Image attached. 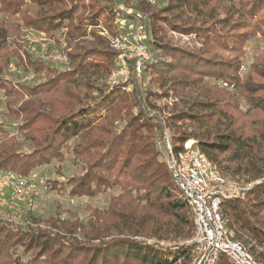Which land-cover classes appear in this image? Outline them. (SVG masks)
<instances>
[{"label": "trees", "instance_id": "obj_1", "mask_svg": "<svg viewBox=\"0 0 264 264\" xmlns=\"http://www.w3.org/2000/svg\"><path fill=\"white\" fill-rule=\"evenodd\" d=\"M117 1L91 0L86 5L85 0H0V92L10 98L5 116L20 121L18 133L33 146L31 152H22L20 138L0 121V171L28 177L53 160L64 162L70 152L86 167L82 174L55 181L56 186L49 182L52 189L76 198L118 190L106 209L93 212L96 221L90 228L67 220L61 225L53 223L59 232L49 234L13 222L0 223V264L188 263L192 246L164 247L140 239L190 238L195 229L189 203L177 194L157 148L165 127L149 112L151 97L166 98L170 92L184 98L196 93L201 99L194 105L203 111L168 118L167 126L175 130L171 138L176 149L195 138L198 148L222 174L237 180L247 175L248 181L260 180L244 196L225 200L222 215L232 238L250 246L251 253L264 262V53L245 76L241 60L249 39L258 34L264 39V0L169 1L165 11L189 12L201 17L199 24L178 25L156 13L148 16L147 28L154 37L149 44L157 45L168 58L144 69V76L151 75L153 84L161 89L168 86L159 95L137 85L134 76L111 90L89 81L92 76L100 79L110 74L117 52L96 30L89 33L88 27L97 25L108 8L114 15L108 11L104 21L115 33L112 23L119 12ZM130 1L119 0L136 11H123L128 18H136L138 12L148 14L146 5H153L149 0ZM99 2L106 5L98 7ZM88 6L87 16L80 13ZM164 24L197 35L203 39V48L191 51L163 41ZM23 26L45 32L67 28L70 37L90 35L103 47L78 44L70 53L69 69L29 58L26 66L45 74L44 80L14 86L3 74L12 59L22 58L17 42L9 38ZM128 85H132L130 92L123 88ZM83 88L99 94L89 95L88 103ZM242 99L249 107L246 111ZM253 114L262 119L261 125L251 126ZM185 119H192L204 131L182 130L177 122ZM117 120L126 124L120 131H116ZM57 172L61 173L60 165ZM218 264L234 263L222 255Z\"/></svg>", "mask_w": 264, "mask_h": 264}, {"label": "rangeland", "instance_id": "obj_2", "mask_svg": "<svg viewBox=\"0 0 264 264\" xmlns=\"http://www.w3.org/2000/svg\"><path fill=\"white\" fill-rule=\"evenodd\" d=\"M170 0H156L153 5L147 4L148 10L146 11L148 14H142L140 12L136 13V18H128L123 13V11L127 14L135 13L136 11L132 8L126 7L122 3L117 1L119 12L114 17L113 28L117 31H124L129 29L133 26L136 20L139 17H146L151 16L153 14H158V16L166 17L169 20H174V22L178 25H189L191 23L199 24L201 22V17H196L189 12H182L181 9L176 10V12L169 13L165 11ZM91 0H85L86 5H89ZM136 1L132 0L130 3L134 4ZM105 2H99L98 7L105 6ZM232 5V3H230ZM106 11L104 15L99 19V23L97 25H89L88 32L90 33L93 30H96L100 36L106 39L100 31L104 28L108 29L105 24L104 18L107 16V12L111 11L108 8H105ZM34 11V10H32ZM90 8L83 7L81 8L80 13L84 12L85 16L90 13ZM114 12H110V15H114ZM181 15L180 17L175 18V15ZM221 17H225L224 13H221ZM3 18L0 16V21ZM11 23V22H10ZM165 34L163 35V41L173 44L178 47L187 48L191 51H199L203 48V39H200L195 34H184L179 31L172 30L168 25L164 24ZM148 30V28H147ZM41 32V30H37L35 28H27L22 27V29L17 32L16 34L10 36L9 41H14L16 43V47L20 49V56L22 58H14L12 59L11 63L8 65L7 68L4 70V77L7 78L14 86L18 85H35L42 82L45 78V74H38L33 70L32 67L27 64V59L29 58L40 61L36 54L30 53L28 50V43H27V36L29 34H36ZM48 36L55 37L57 40L61 41L65 39L68 47L71 48L70 53L74 52L75 47L80 44L85 47H103V45L99 46L97 39L93 38V36H86L84 38H72L68 34V29L64 28L61 31L56 32H46ZM154 37L151 36L150 31L147 32V41L148 43L152 42ZM159 42V41H158ZM65 43H61L63 45ZM98 45V46H97ZM150 45V44H149ZM151 47V46H150ZM155 50H158L157 58L154 61L156 62H167L168 58L164 54V52L156 45L152 47ZM243 55H242V64L244 65L242 75L245 76L252 68L253 64L256 63L258 58L264 53V39L263 37L258 34L257 36L249 39L244 47H243ZM71 62V61H70ZM29 63V62H28ZM45 64V63H43ZM46 66H50L45 64ZM70 65V64H69ZM58 66L59 69H69L70 66ZM55 67V66H54ZM146 74V72L144 73ZM142 75L141 78H137L139 80L142 88L145 90L146 88H150L153 90L154 93L160 94L168 89L164 87L161 89L156 84H153L151 81V75L147 74V76ZM134 76V75H133ZM132 76V77H133ZM135 77V76H134ZM109 75L103 78H95L92 76L90 78V82L97 86H103L106 90H111L112 87L108 84ZM89 79V77H88ZM222 85V84H221ZM93 91L89 92V89L86 90L83 88V93H87V102L89 103L91 99H89V95L98 96V91L92 89ZM193 97H181L175 95V92H170L169 97H157L153 96L150 98V111H154L159 119L162 121L165 119V124H168V118L171 115H176L178 113H194V114H202V109L199 110L198 107H195L194 103L198 105V102L201 98L194 93ZM10 100L3 92H0V121L5 125V128L12 133V135H16L20 138L22 143L21 151L24 153L31 152L33 150V146L30 144L28 140H25L17 130V124L20 122L16 119H9L5 116V113L8 112L7 102ZM241 104L243 106V110L246 111L249 109L246 102L242 99ZM197 108V109H196ZM197 111V112H196ZM151 113V112H150ZM251 126H259L262 124L261 120H259L257 114H253L251 116ZM126 125L125 122L117 120L116 121V131H120L123 126ZM177 126L182 127V130L187 132H200L204 131V128H200L198 124L192 121V119H185L182 121L177 122ZM167 130L171 137L174 136L175 130L172 127L166 126ZM217 131V129H215ZM159 136V134H158ZM77 141L76 139L73 142ZM188 141H193L196 147L198 140L195 138H191ZM67 157L66 160L62 163L58 162L57 160H53L49 165L41 166L36 168L29 178L30 184V197L26 201H22L20 199L14 198L12 194L8 193L7 188H5L2 193L4 197H1L5 201V206L3 208L5 218H0V223L5 222H13L16 225L22 226L23 229H32V230H43L47 233L51 234L58 233L59 229L54 228L52 226L53 223H57L61 225L62 223L68 222H78L83 223V225L87 228L91 227V222L96 221L92 216L93 212L98 210H104L108 207L110 203V199L113 195L118 193V190L108 191L103 194H99L95 197H71L69 195H64L59 193L57 190L52 189L51 183L56 186L57 182H63L67 177L72 175L82 174L86 167V163L82 160L75 159L70 152H66ZM61 166V173L57 172V166ZM250 175L245 176V179L238 180L241 183H248V182H260V180L256 181H248ZM234 179V178H233ZM237 180V179H236ZM54 181V183H53ZM57 181V182H55ZM51 182V183H49ZM180 197V194L177 192ZM264 217V213H262ZM61 236H67L65 233H61ZM82 235V234H81ZM117 236V235H116ZM125 236V235H123ZM121 236V237H123ZM69 238V236H67ZM127 237V236H125ZM194 237V230L193 235L190 238H179L176 240H160L158 238H154L152 236H142L135 237L140 238L142 240L148 241L149 243H160V245L164 247H177V246H192V254L191 258L189 259L187 264H190L192 257L194 256V251L196 246L193 241ZM80 239L81 236H80ZM250 250V246H248ZM251 251V250H250ZM262 251L261 247H258V252ZM255 258L262 264L264 262L253 254ZM181 264V262H179Z\"/></svg>", "mask_w": 264, "mask_h": 264}, {"label": "built area", "instance_id": "obj_3", "mask_svg": "<svg viewBox=\"0 0 264 264\" xmlns=\"http://www.w3.org/2000/svg\"><path fill=\"white\" fill-rule=\"evenodd\" d=\"M147 26L148 19L139 17L127 30L112 33L104 28L100 31L109 46L117 52L108 78V84L112 88L127 83L133 75L141 78L146 65L156 60L159 51L150 47L147 41ZM27 43L30 53H35L45 64L55 67L70 64L71 48L65 39L59 41L41 31L38 35L29 34ZM139 82L136 79L137 85L141 86ZM123 88L130 92L132 85ZM149 112L151 116L157 117L154 111L149 109ZM162 125L165 130L157 139V148L170 170L180 196L188 201L194 222L193 241L196 249L190 264H218L222 255L227 256L234 264H262L248 247L232 238V232L222 215V203L225 200L244 196L256 182L241 183L222 174L193 141H187L183 148L176 149L166 128L165 119ZM5 188L14 198L26 201L30 197L29 178L0 171L2 219L5 218V201L1 197H4L2 191Z\"/></svg>", "mask_w": 264, "mask_h": 264}]
</instances>
